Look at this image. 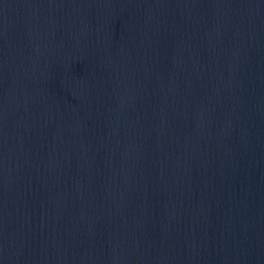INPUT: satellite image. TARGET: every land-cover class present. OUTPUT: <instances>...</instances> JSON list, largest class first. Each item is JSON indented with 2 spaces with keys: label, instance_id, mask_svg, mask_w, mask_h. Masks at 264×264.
Wrapping results in <instances>:
<instances>
[{
  "label": "water",
  "instance_id": "obj_1",
  "mask_svg": "<svg viewBox=\"0 0 264 264\" xmlns=\"http://www.w3.org/2000/svg\"><path fill=\"white\" fill-rule=\"evenodd\" d=\"M0 264H264V0H0Z\"/></svg>",
  "mask_w": 264,
  "mask_h": 264
}]
</instances>
